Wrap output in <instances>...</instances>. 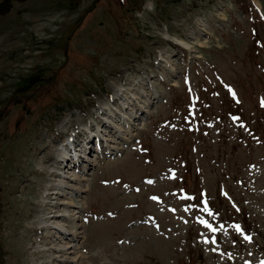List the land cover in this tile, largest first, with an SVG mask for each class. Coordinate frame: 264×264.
<instances>
[{
    "label": "rangeland",
    "instance_id": "374dc122",
    "mask_svg": "<svg viewBox=\"0 0 264 264\" xmlns=\"http://www.w3.org/2000/svg\"><path fill=\"white\" fill-rule=\"evenodd\" d=\"M0 264H264V0H0Z\"/></svg>",
    "mask_w": 264,
    "mask_h": 264
},
{
    "label": "bare ground",
    "instance_id": "6f19581e",
    "mask_svg": "<svg viewBox=\"0 0 264 264\" xmlns=\"http://www.w3.org/2000/svg\"><path fill=\"white\" fill-rule=\"evenodd\" d=\"M87 59H90V58H87ZM130 121V120H129ZM120 122V121H119ZM66 147H67V145H66ZM63 148H65V147H63ZM67 152H65L64 153V155H63V150H61V152H60V155H59V157H61V160H63V161H65V160H67V159H69V160H67V161H70L71 160V163L73 162V158H72V156H73V154L70 152V150L68 149V147H67ZM62 153V154H61ZM54 192V191H53ZM66 219V218H65ZM42 221H44V220H41V221H39L37 224L38 225H40V224H44ZM37 227V226H36ZM35 229V228H34ZM66 229V228H65ZM57 235H56V238H58V236L61 238V239H64L65 237H63V233H65V230L64 229H60V228H57ZM63 232V233H62ZM69 243V242H68ZM62 245H64V244H62ZM60 246V247H69V248H71V246L70 245H67V246ZM55 257L57 256V255H54ZM80 257H82V256H80ZM71 259V261L73 260H75V258L73 257V258H70Z\"/></svg>",
    "mask_w": 264,
    "mask_h": 264
},
{
    "label": "snow or ice",
    "instance_id": "6c2138e0",
    "mask_svg": "<svg viewBox=\"0 0 264 264\" xmlns=\"http://www.w3.org/2000/svg\"><path fill=\"white\" fill-rule=\"evenodd\" d=\"M149 183H151V181H149ZM182 198H184V199H190V197H182ZM153 199H156V198L153 197ZM202 203H204V205H205L203 211L208 212L209 215H213V213L211 212V210L207 207V202L206 201H202ZM200 222L202 224H204L205 227H208L209 228V231H213L214 232L216 230L210 224H208L206 221H200ZM235 227L239 231V226H235ZM205 242L207 243L208 241H205ZM212 242L214 243L215 241H212Z\"/></svg>",
    "mask_w": 264,
    "mask_h": 264
}]
</instances>
